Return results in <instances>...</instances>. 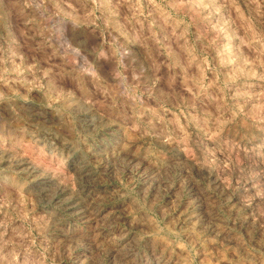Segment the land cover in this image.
I'll list each match as a JSON object with an SVG mask.
<instances>
[{"label": "rangeland", "instance_id": "rangeland-1", "mask_svg": "<svg viewBox=\"0 0 264 264\" xmlns=\"http://www.w3.org/2000/svg\"><path fill=\"white\" fill-rule=\"evenodd\" d=\"M0 264H264V0H0Z\"/></svg>", "mask_w": 264, "mask_h": 264}]
</instances>
